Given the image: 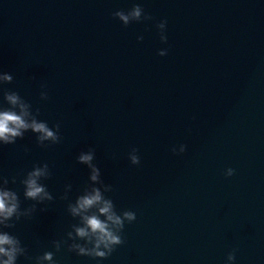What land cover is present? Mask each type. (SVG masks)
Segmentation results:
<instances>
[{
    "label": "water",
    "instance_id": "obj_1",
    "mask_svg": "<svg viewBox=\"0 0 264 264\" xmlns=\"http://www.w3.org/2000/svg\"><path fill=\"white\" fill-rule=\"evenodd\" d=\"M133 2L152 19L124 26L112 13ZM0 71L13 75L0 101L17 91L38 120L60 125L58 143L29 131L0 146V175L22 208L34 202L20 178L34 164L51 171L55 199L9 229L29 256L97 264L51 243L78 222L61 197L91 183L77 157L92 150L105 195L136 213L99 264H227L232 251L234 264H264V0H0Z\"/></svg>",
    "mask_w": 264,
    "mask_h": 264
},
{
    "label": "clouds",
    "instance_id": "obj_2",
    "mask_svg": "<svg viewBox=\"0 0 264 264\" xmlns=\"http://www.w3.org/2000/svg\"><path fill=\"white\" fill-rule=\"evenodd\" d=\"M124 26L132 22L149 21L151 15L147 13L141 3L133 2L127 10L118 9L112 13ZM166 20H160L156 24L159 38L167 42ZM143 36H137V40H143ZM167 49L158 51V55L165 56ZM13 75L7 71H0V84L10 83ZM42 99H48L47 91L40 93ZM31 105L14 90L5 89L3 100L0 101V146L14 144L17 138H23L26 132L36 134V141L39 145L45 146V141L53 144L60 141L59 128L57 123L50 127L46 121L38 120L31 112ZM186 149L184 144L180 145V153ZM176 151L175 147L172 149ZM138 150L132 148L128 154L132 164L140 163ZM94 152L81 151L77 157L78 161L87 165L90 169L89 179L91 183L76 195L74 200L68 199V193L72 185L66 184L61 199L68 200L67 212L72 218H78V222L70 225L64 238L53 240L52 246L60 251L62 246L77 256H87L100 260L111 255L117 245L124 241L122 232L125 223H131L136 219V213L131 210L117 212L114 202L105 195L112 190L111 185L104 184L100 179L101 169L93 163ZM234 169L229 167L224 173L225 176H232ZM51 171L48 163L34 164L19 180L23 186V197L34 203L28 208L21 207L20 194L9 187V177L0 175V264H18L20 257H25L30 264H58L54 259L55 253L51 250L44 251L34 258L28 255L27 247L20 238L9 231L15 227L16 222L21 218H29L37 210V205H46L55 198L43 182L50 178ZM16 176L11 177V182L16 183ZM43 211V207L40 209ZM236 259L235 251L229 252L227 264H234Z\"/></svg>",
    "mask_w": 264,
    "mask_h": 264
}]
</instances>
